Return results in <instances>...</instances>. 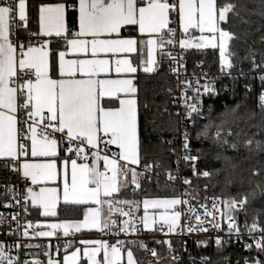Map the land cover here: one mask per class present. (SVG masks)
<instances>
[{
    "label": "snow or ice",
    "instance_id": "snow-or-ice-1",
    "mask_svg": "<svg viewBox=\"0 0 264 264\" xmlns=\"http://www.w3.org/2000/svg\"><path fill=\"white\" fill-rule=\"evenodd\" d=\"M69 10L78 13L75 31L68 27ZM252 11L250 0H65L40 4L39 30L32 32L27 0H0V158H6L10 170L27 182L23 191L17 185L2 186L0 207L7 214L0 212V237H4L0 239V264H80L81 258L90 264H233L226 249L234 244L248 252L236 264H264V180H250L249 189L237 191L235 196H213L210 200L204 197L203 204L195 191L165 199L123 198L129 190L132 195L142 190L143 181L160 167L153 155V140L161 145L172 144L165 135L170 130L181 131V119L185 122L182 158L191 165L194 175H213L207 170L197 173L199 150L192 154L191 147L196 139L208 140L221 149L230 148L237 157H258L251 176L264 177V91L257 98L256 108L243 114L237 105L225 106L213 116L214 109L209 104L205 116L204 98L219 95L215 81L203 74L201 83L195 73L189 79L182 58L173 55L177 45L183 50L218 49L221 72L236 68L237 61L248 62L252 71L264 72V48L257 49L253 41L241 57L235 45L241 38L230 30L233 20L247 24L245 16ZM173 13L182 28L181 38H177V27L171 26L177 23L171 19ZM258 14L264 17V0ZM190 30H198L200 35L189 39ZM256 31L264 33V26ZM41 36H55L58 42L62 38L71 53L84 58L65 59L66 51L51 50V39L35 46L33 41ZM258 42L264 45V34ZM110 55L118 58L113 61L107 58ZM165 60L176 65L170 71L176 76L175 89L180 95L173 94L172 86L167 91L173 103L180 102L183 115L165 107L163 112L169 119L157 116L142 126L140 109L147 110L148 105L139 101L136 74L141 70L157 73ZM113 70L118 76L130 78H99ZM240 73L243 75V68ZM226 74L231 76V71ZM259 79L264 87V75ZM245 90L252 91L248 85ZM173 115L175 121L171 120ZM200 119L207 122L194 137L189 124L196 129ZM240 124L248 126V130ZM251 129L255 131L249 134ZM30 157L41 162L30 161ZM223 159L226 169L236 167L231 157ZM167 176L172 181L179 179L171 172ZM49 183L54 186H47ZM225 183L232 185L230 176L225 177ZM183 184L191 187L189 179H184ZM240 184L243 186L244 181ZM61 194L69 210L88 206L82 220H60L57 209ZM193 201L198 208L193 207ZM141 204L145 210L139 221L143 229L156 231V218L147 215V209L152 207L165 210L159 217L161 228H167L164 235L184 233L182 216L188 234L215 231L222 235L196 241L202 252L210 253L199 260L190 253L188 260L184 259L188 251L184 241L180 248L172 240L152 242L166 246V251L138 239L118 240L116 244L80 241L87 247L76 249L70 256L67 249L72 242L65 241L62 259H57L61 245L28 242L68 237L82 229L116 236L137 235L140 229L136 227L135 213ZM256 204L259 206L253 207ZM183 206H187L186 212ZM29 208L58 222L29 220ZM119 217L128 219L121 221ZM12 237L16 239L9 243ZM210 242L215 245L214 251L209 248ZM134 249L147 253L152 260L138 259Z\"/></svg>",
    "mask_w": 264,
    "mask_h": 264
},
{
    "label": "trees",
    "instance_id": "trees-1",
    "mask_svg": "<svg viewBox=\"0 0 264 264\" xmlns=\"http://www.w3.org/2000/svg\"><path fill=\"white\" fill-rule=\"evenodd\" d=\"M40 0H30V20H29V30L34 32L37 29V20H38V6ZM253 11L245 16V19L249 22L244 24L238 20H233V27L230 29L241 38L239 41L235 42L237 51L242 57L244 55V50L247 48L248 44H252L253 41H256L255 47L257 49L264 48V45L259 44V37L262 32H257L256 29L264 26V17H261L259 13V6L261 0H250ZM68 21L71 27H75L74 22L76 21L77 14L74 11L69 10ZM244 40H247V44L243 43ZM56 52V51H54ZM188 59L191 66L197 65L198 62L202 61L208 69L211 71H219L221 66V60L219 57L218 49H205V50H188ZM259 60V56L257 57ZM170 61L165 60V62L160 66V70L157 73H143L140 72L137 77V85L139 88V101L141 105L146 103L148 105L147 110L141 107V124L144 126L147 121L156 118L157 116L163 119H169L168 115L163 112V109L167 107L169 112L175 113L172 105V97L169 95L167 88L172 86L175 90V79L170 73ZM243 68V75L240 73V69ZM234 72L238 74V77L232 82L226 80L225 85L229 83L230 88L228 91H221L217 97H213L206 101L205 116H207V107L209 104L213 106L212 115L215 116L218 112L224 110L225 106L236 107L240 106L239 112L243 114L245 111L256 108L257 98L261 91H264L262 87L261 80L259 79V74L264 75V72H257L251 70V65L248 62L240 63L237 61L236 68L233 69ZM224 85V87H225ZM245 85L250 86L252 89L251 92L246 93ZM221 86V85H220ZM172 121L176 120V117L173 115L171 117ZM206 119H200L197 121L196 129H193L191 126V132L195 137L196 131L204 123ZM239 127H245L248 130V126L240 124ZM255 129H251V132H254ZM261 137H257L260 139ZM165 139L172 141V144H157L153 140V155L157 161L161 162V169L171 170L175 172L176 170V158L177 153L180 150V136L179 131L170 130L165 135ZM191 147L193 149L192 154H197L199 150L200 160L196 162L197 173L201 171H209L213 173L210 178H206L199 174H193L192 167L188 162H184V173L187 177L191 179V189L192 192H198V198H204L207 196L214 195H223V196H235L237 191H247L249 189V181L258 182L264 180V177L255 178L251 176V171L255 166L256 159L247 158L246 156L237 157L233 150L230 148H219L216 144L208 140H196L193 139L191 142ZM172 149H175L173 153ZM241 151H245L241 149ZM220 157L217 159V157ZM224 156L232 158V164H235L236 167L233 169L225 168ZM218 173V174H217ZM230 176L233 183L231 186H226L225 177ZM243 180L244 184L241 186L240 181ZM172 186L170 182L166 179L152 178L150 180L143 181L142 190H138L136 195H132L131 190L126 194L127 199H134L142 201L145 197H154V196H170L174 195L175 192H172ZM174 191V190H173ZM259 205H253V207H258ZM67 207L61 206L59 208V217L60 218H71L73 213L70 212ZM137 214H142V209L140 208L136 211ZM39 217L34 210L31 211V216ZM252 212H249V219H251ZM160 251H165L162 246H159ZM210 250L214 251L215 246L209 245ZM136 252L137 258L142 260H148V257L144 252L134 249ZM226 253L231 255L232 260L236 261L242 256H247L248 252L243 248H240L237 244L234 246L228 247ZM204 254H210L209 252H204ZM188 260V258H184Z\"/></svg>",
    "mask_w": 264,
    "mask_h": 264
},
{
    "label": "built area",
    "instance_id": "built-area-1",
    "mask_svg": "<svg viewBox=\"0 0 264 264\" xmlns=\"http://www.w3.org/2000/svg\"><path fill=\"white\" fill-rule=\"evenodd\" d=\"M171 19L177 21V23H175L171 26L177 27V38H181L182 30L178 26V18H177L175 13L172 14ZM29 20H30V16H29ZM191 36H192V33L189 32L188 38H190ZM42 42H43V39L41 37L38 40L33 41L34 44H41ZM173 55L177 56L178 58H182L183 63H184V67L187 70L186 74H187V77L189 79H192L193 73H195L196 77H201V83H203L204 82L203 74H207L208 79H212L215 81V85H216L217 90L219 91V94L221 93V91H228L229 90L230 85H229V83L225 85L226 80L228 82H232L233 80H235L238 77V74L236 72H234L233 69H231V70L225 69L224 72H221V66H220L219 71H211L210 69H208L206 67V65L202 61L198 62L197 65H195V66H191L189 59H188V49L183 50L178 45L173 49ZM175 66H176L175 64H172V62H170V67H175ZM228 71H231V76L226 74ZM170 73L174 77L175 82H176V76L171 71H170ZM259 76H260V74H259ZM233 77H235V79H233ZM183 78H184V72H183V69H181V79H183ZM224 85H225V87H224ZM173 94L176 96H179L180 95L179 90L175 89ZM189 95H191V93H189ZM204 99H205V109H206V101L209 100V98L205 97ZM172 105H173L172 107H173V110L175 113L180 112L183 115L184 109L180 105L179 101H176L175 103H173V101H172ZM22 118L23 117L21 116V119ZM184 126H185V122L183 121V119H181V121L179 123V128L181 130V131H179L180 150L177 153L175 172H173L171 170L161 169V166H162L161 162L158 161L160 164V167L156 168L154 170V172L150 175V179H152V178L163 179L164 178L168 182H170L171 184L174 185V186H172V192H175V194L170 195V196H161V198H174V197L180 196L182 193H185V192L192 193L191 187L183 184L184 179H189L191 181V179L189 177H187L184 173V162L185 161L182 158L185 154L183 151V148H182L183 140H182V136H181V132H182ZM189 131H191V124H189ZM169 172H171L173 176H178L179 179H177L175 181L169 180L168 176H167V173H169ZM25 183H27V182L24 180L22 175H20L19 173H15V172L10 170L8 160L6 158H1L0 159V193H2L4 191V188L2 186L5 184L17 185L21 189V191H23ZM214 196H219V195H214ZM207 197L210 200L213 196H207ZM184 198H187V197H184ZM2 202H3V200L0 199V203H2ZM199 202H200V204H203V203H205V200L203 198H199ZM208 206L211 207L210 202L208 203ZM179 207L180 206H178L177 210H179ZM183 207H184V211L186 212L187 206H183ZM193 207L194 208L199 207V205L196 203V201H193ZM29 211H30V209H29ZM201 211H202V209H201ZM0 212H5V214H7V210H5L2 207H0ZM27 219L38 222V221L34 220L31 215L28 216ZM119 219L121 221H123L124 219H128V218L127 217H119ZM243 219H244V217L241 216L240 217L241 222H243ZM135 221H136V227L138 229H140V231L138 232L137 235L126 236V235L121 234L120 236H116V235H112V234H105V232H101V231H100V234H101L102 238L105 241L109 242L110 244H116L118 240L138 239V240H142L145 243H147L149 245V247H153V246L157 247L158 250H160L159 245H153V243H152L154 240H172L177 248H180L181 242L184 241V242H186L185 246L188 249V251L183 254L184 258H189V253H190L191 256L195 257L197 260L200 259L201 255H208V254H204V252L201 251L200 247L197 246L196 241L198 239H206L208 236H211L214 239L217 235H222V233H217L215 231H210L209 233L197 232V233L188 234L186 231V220H185L184 216H182V218H181V226L185 228V231L183 234H179V231H178L177 234L164 235V233L167 231V228L166 227L161 228V225L155 227L156 231L143 229V226L139 223V221H140V215L139 214H135ZM21 222L23 223V220ZM192 223L195 224L196 221L193 220ZM249 223H251V219H249ZM0 231H3V229H0ZM256 235H259V233H256ZM245 236H247V233H245ZM74 238L75 237H73L72 235H70L68 237H63L61 235L59 238H57V237L41 238L40 240H31L28 242L34 243V244L51 243L53 246L59 244V245H61V247H60V251H61V250L65 249L63 246L65 241H73ZM0 239H4V237H0ZM15 239H16L15 237L9 238L8 242L11 243ZM248 242H251V241H248ZM209 245H214V243L210 242ZM237 245L240 248H243L241 245H239V244H237ZM162 248H164L166 251V246H163ZM53 249H54V247H53ZM35 251L36 250H33V252H35ZM145 254L148 257V260H152V257H150L147 253H145ZM232 262H233V264H236V261L232 260ZM153 264H155L154 261H153Z\"/></svg>",
    "mask_w": 264,
    "mask_h": 264
},
{
    "label": "crops",
    "instance_id": "crops-1",
    "mask_svg": "<svg viewBox=\"0 0 264 264\" xmlns=\"http://www.w3.org/2000/svg\"><path fill=\"white\" fill-rule=\"evenodd\" d=\"M29 1L30 0H27V4H28V15L30 16V6H29ZM41 2L39 3L42 4V3H61V2H65V0H40ZM69 3H72L74 2V0H68ZM78 15V13H76ZM171 18H172V15H171ZM67 23H68V27L71 31H75L77 30V26L75 27H71V25L69 24V21H68V17H67ZM182 30V28H180ZM39 28H38V20H37V29L34 30V32L38 31ZM190 32L192 33V36L189 38V39H192L193 37H198L200 35V33L198 32V30H190ZM128 33L127 32H124V35H127ZM205 35H208L207 33H205ZM41 38L43 39V42H45L46 39H51L52 43L49 45V47L51 48V50L54 52V51H66L68 54L66 55L65 59H75L77 57L79 58H84L82 54H73L71 53L70 49H68L66 46H65V42L63 41L62 38H59V42H58V38H56L55 36L51 37V38H45V37H42ZM41 43V44H42ZM35 46H39L40 44H34ZM209 49V48H208ZM189 50V49H188ZM195 50H198V49H195ZM199 50H205V49H199ZM88 58H91L90 56ZM102 58L103 55H102ZM107 58L109 59H112L113 61L118 58V57H114V56H108ZM113 69H114V64H113ZM140 72H143L142 70L139 71L137 74H136V83H137V77H138V74ZM144 73V72H143ZM53 77L55 78V74H53ZM101 79H104V78H111V79H117V78H130V77H126L125 75L121 74L120 76H118L115 71L113 70L110 74H101V76L99 77ZM102 148V146H101ZM112 149L115 151V146H112ZM1 159V158H0ZM30 161H35V162H41L38 158H29ZM47 186H54L52 185L51 183H49ZM144 199H165V198H161V196H154V197H145ZM143 199V200H144ZM61 206H64L63 204V201H62V194H61V203L60 205L58 206V215H59V208ZM87 205H82V206H76L74 208L71 209L70 212L73 213V217L71 218H65V219H69V220H82L83 219V214L84 212L87 210ZM140 208L142 209V214L140 215V218L145 214V210L143 208V205L141 204ZM30 209V212L33 211L32 208H29ZM164 209L163 208H158V209H154L152 207H149L147 209V215L149 217H155L156 218V223L155 225L153 226L154 228L161 225V222L159 220V217L162 213H164ZM169 212H171V210H169ZM137 214V213H135ZM32 218L36 221H38V223H51V222H58L55 218H44L43 216H39L38 218L33 216L32 215ZM64 218H60V220H65ZM142 225V224H141ZM143 226V225H142ZM74 238L72 242V247H69L67 249V255H71L73 253V251H75L76 249H81V251L87 247L86 245L84 244H81L80 241H88V240H104L100 234V231L96 230V229H82L80 232L78 233H74L72 235ZM105 241V240H104ZM54 251V249H53ZM65 249L59 251V255L57 256V259H62L64 256H65ZM40 259H44L43 256H40L39 257ZM80 264H90V262L87 261L86 258H81L80 259Z\"/></svg>",
    "mask_w": 264,
    "mask_h": 264
},
{
    "label": "rangeland",
    "instance_id": "rangeland-1",
    "mask_svg": "<svg viewBox=\"0 0 264 264\" xmlns=\"http://www.w3.org/2000/svg\"><path fill=\"white\" fill-rule=\"evenodd\" d=\"M222 63V62H221Z\"/></svg>",
    "mask_w": 264,
    "mask_h": 264
}]
</instances>
